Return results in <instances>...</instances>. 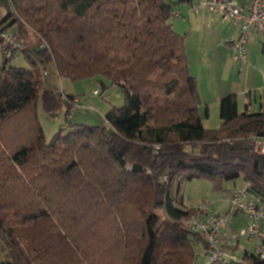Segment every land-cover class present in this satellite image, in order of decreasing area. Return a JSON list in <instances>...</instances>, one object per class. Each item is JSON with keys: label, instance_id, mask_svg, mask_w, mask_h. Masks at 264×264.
<instances>
[{"label": "trees", "instance_id": "16d2710c", "mask_svg": "<svg viewBox=\"0 0 264 264\" xmlns=\"http://www.w3.org/2000/svg\"><path fill=\"white\" fill-rule=\"evenodd\" d=\"M10 5L0 25L16 26L26 47L7 58L0 40V264H194L207 243L184 226L200 213L180 195L184 182L207 179L218 191L242 179L264 200V155L251 141L264 135V112L239 114L227 95L220 128L204 127L173 4ZM20 53L29 67L11 64ZM51 67L58 79L117 86L124 106L106 114V125L69 122L47 140L39 107L51 116L77 107L75 95L43 79ZM222 264L264 258L247 250Z\"/></svg>", "mask_w": 264, "mask_h": 264}, {"label": "built area", "instance_id": "2783aa9c", "mask_svg": "<svg viewBox=\"0 0 264 264\" xmlns=\"http://www.w3.org/2000/svg\"><path fill=\"white\" fill-rule=\"evenodd\" d=\"M194 14L212 12L219 14L224 20H230L239 29V36L230 38L231 58L234 62L246 63L248 43L254 33L264 36V0H193L189 7ZM0 40L5 46L3 54L13 57L15 52L25 49V44L9 30L0 25ZM42 48L45 47L43 43ZM47 70L44 76H47ZM99 91H96L98 95ZM73 104L83 107L81 100L73 99ZM251 141L255 151L264 155V135H253ZM158 147L156 148L157 151ZM164 182L169 181L166 174ZM229 207L225 214L216 211L215 205L209 200L201 201L197 206L198 215L184 221L187 230L200 233L206 240L205 251L196 254L194 264H222L238 261L241 244L248 240L252 243L253 253L264 258V200L254 196L248 186L232 190L228 196ZM240 217V218H239ZM240 219L241 225L234 227ZM246 249L243 251L245 254ZM250 251V250H249Z\"/></svg>", "mask_w": 264, "mask_h": 264}, {"label": "crops", "instance_id": "0c3cea01", "mask_svg": "<svg viewBox=\"0 0 264 264\" xmlns=\"http://www.w3.org/2000/svg\"><path fill=\"white\" fill-rule=\"evenodd\" d=\"M167 1L174 5L176 11L171 21L174 30L186 37L189 71L197 81L204 127L210 130L220 128L223 123L220 103L227 95L236 96L239 114L264 112V36L254 33L249 39L246 63H236L231 58L229 39L236 38L240 32L233 22L212 12L194 14L189 9L191 3L184 0ZM4 7L8 12V7ZM4 16L0 15V21L5 19ZM29 39L36 42L33 37ZM241 223L238 219L234 227ZM245 242L241 244V252L250 250L247 246L250 242Z\"/></svg>", "mask_w": 264, "mask_h": 264}, {"label": "rangeland", "instance_id": "374dc122", "mask_svg": "<svg viewBox=\"0 0 264 264\" xmlns=\"http://www.w3.org/2000/svg\"><path fill=\"white\" fill-rule=\"evenodd\" d=\"M6 13H8L7 8L0 5V15L5 14L6 16ZM3 20L4 18H2L0 22ZM9 30L13 33L18 31L14 27L9 28ZM25 39H27L26 36L22 38V40ZM11 64L18 67H29L24 55L21 53L11 61ZM50 70L47 69V72L49 73L48 76H44V72L42 73L43 79L47 80V78H49L48 80H53L55 85L64 91L65 94L72 96L75 95L81 100L83 107H74L71 110V113L67 115V106H64L56 116H51L47 115L42 106L39 105V118L43 129L46 132L47 140H50L69 122L86 126L106 125V114L111 111L113 107L124 106L125 101H123L121 90L115 85H111V87L104 89L99 81L100 77L85 79L82 81H71L69 79H58L57 76L53 74L54 69L51 67ZM96 91H99L98 95L95 94ZM243 184L244 181L242 179L230 180L223 183L222 190L217 191L215 190L214 184L207 179H195L192 181H186L182 184L180 195L183 197L186 206L196 207L201 201L209 199L215 205L217 211H221L222 214H225L229 207L227 197L232 190L243 187ZM157 212L163 216V211L161 209H157ZM244 242H242V245ZM247 246H249L250 251L252 252L254 249L252 248V243L250 242ZM198 249H201L200 246H198ZM243 254V251L240 252V255Z\"/></svg>", "mask_w": 264, "mask_h": 264}, {"label": "water", "instance_id": "95a60500", "mask_svg": "<svg viewBox=\"0 0 264 264\" xmlns=\"http://www.w3.org/2000/svg\"><path fill=\"white\" fill-rule=\"evenodd\" d=\"M0 4H2L4 6L6 5L8 8L11 7L10 0H0Z\"/></svg>", "mask_w": 264, "mask_h": 264}, {"label": "bare ground", "instance_id": "6f19581e", "mask_svg": "<svg viewBox=\"0 0 264 264\" xmlns=\"http://www.w3.org/2000/svg\"><path fill=\"white\" fill-rule=\"evenodd\" d=\"M223 263H229V262H223Z\"/></svg>", "mask_w": 264, "mask_h": 264}]
</instances>
